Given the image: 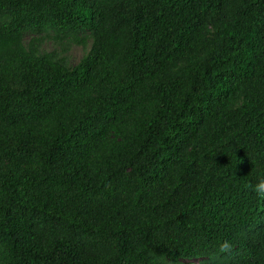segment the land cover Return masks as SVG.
Here are the masks:
<instances>
[{
  "label": "trees",
  "instance_id": "16d2710c",
  "mask_svg": "<svg viewBox=\"0 0 264 264\" xmlns=\"http://www.w3.org/2000/svg\"><path fill=\"white\" fill-rule=\"evenodd\" d=\"M261 180L264 0H0V264H264Z\"/></svg>",
  "mask_w": 264,
  "mask_h": 264
},
{
  "label": "rangeland",
  "instance_id": "374dc122",
  "mask_svg": "<svg viewBox=\"0 0 264 264\" xmlns=\"http://www.w3.org/2000/svg\"><path fill=\"white\" fill-rule=\"evenodd\" d=\"M50 36L51 37L45 39L40 45V54L56 53L58 59L62 61L69 70H73L80 65L90 52L92 44L91 39H87L85 46H80L76 44L71 37H67L63 42H58L52 39V37H54L53 34ZM31 38V35H26L24 44L26 45ZM192 263L198 264L197 262ZM166 264L172 263L166 262Z\"/></svg>",
  "mask_w": 264,
  "mask_h": 264
},
{
  "label": "clouds",
  "instance_id": "9594fccd",
  "mask_svg": "<svg viewBox=\"0 0 264 264\" xmlns=\"http://www.w3.org/2000/svg\"><path fill=\"white\" fill-rule=\"evenodd\" d=\"M255 191L257 192L258 195H264V180L258 182Z\"/></svg>",
  "mask_w": 264,
  "mask_h": 264
}]
</instances>
